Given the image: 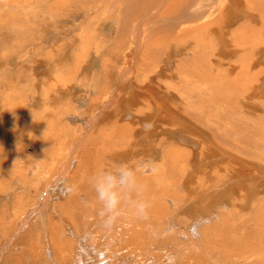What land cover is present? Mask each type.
<instances>
[{"label":"rangeland","instance_id":"1","mask_svg":"<svg viewBox=\"0 0 264 264\" xmlns=\"http://www.w3.org/2000/svg\"><path fill=\"white\" fill-rule=\"evenodd\" d=\"M175 2L0 0V264H264V173L241 160L264 163V51L182 37L213 17L179 21ZM248 12L232 44L262 24ZM122 164L136 183L106 224L92 178Z\"/></svg>","mask_w":264,"mask_h":264},{"label":"bare ground","instance_id":"2","mask_svg":"<svg viewBox=\"0 0 264 264\" xmlns=\"http://www.w3.org/2000/svg\"><path fill=\"white\" fill-rule=\"evenodd\" d=\"M205 1H207V0H189V2H187V3H182V1H179V0H176V2H175V4L170 8V12L172 13V14H174V15H177L178 14V12H179V15H178V17H179V21L180 20H183L184 22H185V20H188V21H193V19H192V16L190 17L189 16V14H186V15H183L182 13L184 12V11H189V10H193V12L195 13V15L193 16V18L195 17V20H197V18L199 17H202V16H204L205 18H206V21L210 18H208V16H206V15H208L209 13V15H211V19H212V17H213V19H212V21H210L209 23H208V21H207V24H204V19H203V24L205 25V26H202V25H200V24H198V26H197V24L194 26V27H191L192 25H190V27H191V29H189V28H187L186 26H184L183 25V27H181V26H178V31L177 32H179V34L180 35H182V37H185V36H187L188 35V32L189 31H193L191 34H190V36H195V35H197L198 33H202L204 30H206V29H209V28H212V29H214L215 28V30L216 29H218L219 30V32H220V36L219 37H217V36H214V37H217V38H210V40L212 41V43L213 44H216L217 42H219L220 44H219V47L217 48V50H219V52H222V53H230V54H232V52H231V50L233 51V50H235L236 48H237V50L236 51H239L240 53L242 52V53H247V52H249L250 51V54L252 53L253 54V52H255V51H252L253 49H255L256 48V50H259L260 52H263L264 51V15L262 16V14H261V12H259L258 11V9H257V7H256V9L255 10H252V11H250V12H248L249 10H245L242 6H240L241 4H239L238 3V1H236V2H233L232 0H230V2L232 1L233 3H232V5L234 6V8L236 9L237 8V13H234L233 11L234 10H226L225 8L227 7V2L225 3V1L226 0H218L219 1V3H218V5H217V1L215 0H208V3H206ZM228 1V0H227ZM72 2H74V1H72ZM144 2V1H143ZM150 3V2H149ZM154 3V2H153ZM145 4V3H144ZM156 4V3H155ZM154 4V5H155ZM229 4V3H228ZM148 5V4H147ZM151 5V4H150ZM158 5V4H157ZM215 5L217 6L216 8H215ZM231 4H229L228 6H230ZM145 7V5H142V7H140L139 8V10L141 9V12L144 10V9H142V8H144ZM159 6V5H158ZM152 7V6H151ZM239 7V8H238ZM147 8H149L150 9V7L148 6ZM233 8V9H234ZM145 9H146V7H145ZM227 11H225V10ZM138 11V10H137ZM149 11V10H148ZM225 11V12H224ZM138 12H140V11H138ZM140 12V13H141ZM145 12H146V10H145ZM218 12V14H217V17H215V16H213L214 15V13H217ZM246 12H248L249 13V19H247L246 21L251 25V24H256L257 22H261L262 24L260 25V26H258L256 29L254 28V26L253 25H251L252 26V33L249 35V36H247L246 34H244V35H242V31H240V33L239 34H241V35H238V37L236 38V41H235V43L234 44H232L231 43V37L230 36H227V31H226V29L224 28V26L226 25V24H228V22L230 21V20H234V17H235V19H236V15L237 14H245ZM135 13V12H134ZM143 13H144V11H143ZM193 13V14H194ZM138 14V13H137ZM136 13H135V15H137ZM145 14V13H144ZM141 14H139L138 16H140ZM147 15V14H146ZM222 15L223 16H225L222 20H221V23H220V27L218 28V23H219V18L221 19V17H222ZM143 15H141V17H142ZM234 16V17H233ZM197 17V18H196ZM227 17V19L225 20V18ZM233 17V18H232ZM137 18V17H136ZM208 18V19H207ZM176 19V18H175ZM195 20H194V22H195ZM202 20V19H201ZM175 21V20H174ZM173 21V22H174ZM187 22V21H186ZM197 22V21H196ZM247 22H245V23H247ZM192 24H193V22H191ZM169 25V24H168ZM173 25H174V23H173ZM187 25H189V24H187ZM200 25V26H199ZM176 26V25H175ZM173 27V26H172ZM171 27V28H172ZM177 27V26H176ZM256 27V26H255ZM141 30V29H140ZM175 32V27H173L171 30H170V33L168 34L167 33V35H172L173 33ZM225 32V33H224ZM138 33H140V32H138ZM175 34V33H174ZM136 35V34H135ZM153 35V34H152ZM170 35V36H171ZM177 35V34H176ZM175 35V36H176ZM217 35V34H216ZM165 36V35H164ZM170 36H168V37H170ZM174 36V35H173ZM200 36V35H199ZM202 37V36H201ZM142 38V37H141ZM145 38V37H144ZM190 38V37H189ZM192 38V37H191ZM203 38H204V36H203ZM207 38V37H206ZM169 39V38H168ZM173 39H175V38H173ZM178 39V38H177ZM185 39V38H184ZM137 40V39H136ZM186 40V39H185ZM188 40V39H187ZM207 40V39H206ZM189 41V40H188ZM195 41V40H194ZM200 41V40H199ZM149 42H152V41H149ZM203 42V41H202ZM202 42H198V41H196V43L198 44V43H202ZM153 43V42H152ZM164 43V42H163ZM174 43V42H173ZM181 43V42H180ZM192 43V42H191ZM195 43V44H196ZM230 43V44H229ZM141 44V43H140ZM160 44H161V42H160ZM183 44V43H182ZM193 44V43H192ZM194 44V45H195ZM206 44V43H205ZM211 44V43H210ZM210 44H209V47H210ZM213 44H211V45H213ZM252 44H254V46L251 48V46H252ZM150 45H151V43H150ZM187 45V44H186ZM201 45V44H200ZM217 45H218V43H217ZM227 45H230L231 47L230 48H228L227 47ZM258 45V46H257ZM165 46V45H164ZM169 46H171V45H169ZM176 46H177V44H176ZM190 46H191V44H190ZM196 46V45H195ZM203 46V45H202ZM206 46V45H205ZM157 47H160V46H158L157 45ZM173 47V46H172ZM199 47H201V46H199ZM207 47V46H206ZM227 47V48H226ZM147 48H150V47H147ZM155 48V47H154ZM175 48V47H174ZM177 48V47H176ZM192 49H197V48H193V47H191ZM170 49H172V48H170ZM186 49H188V48H186ZM200 49V48H199ZM199 49H197V50H199ZM216 49V48H215ZM159 50L161 51V49L159 48ZM203 50V49H202ZM213 50V49H212ZM169 51V50H168ZM205 51V50H204ZM171 52V51H170ZM200 52H201V50H200ZM199 52V53H200ZM213 52V51H212ZM239 52H237L238 54H239ZM133 53V52H132ZM216 53V52H215ZM258 53V52H257ZM197 54V53H196ZM195 54V57L196 56H198V55H196ZM207 54V53H206ZM213 54V53H212ZM255 54H256V52H255ZM209 55V54H208ZM207 55V56H208ZM228 55V54H227ZM214 56V55H213ZM216 56V55H215ZM236 56V55H235ZM248 56V55H247ZM257 56V55H256ZM258 56H261V55H258ZM199 57V56H198ZM200 58V57H199ZM202 58H203V56H202ZM209 58V60H210V57H208ZM198 59V58H197ZM212 59V58H211ZM240 59V58H239ZM241 59H244V58H242L241 57ZM98 60V59H97ZM201 60V59H200ZM200 60L199 61H197V62H200ZM225 60V59H224ZM193 61H194V59H193ZM244 61V60H243ZM242 62V61H241ZM244 62H246V61H244ZM201 63H202V61H201ZM239 63V62H238ZM193 64H194V62H193ZM197 63L195 62V65H196ZM200 64V63H199ZM239 65V64H238ZM241 65V64H240ZM244 65V64H243ZM198 66L199 65H197L196 66V68H198ZM233 66V65H232ZM236 66V65H235ZM245 66V68H246V65H244ZM238 67V66H237ZM248 67V66H247ZM193 68L195 69V67H194V65H193ZM201 68V67H200ZM233 68H234V66H233ZM240 68V67H239ZM232 69V68H231ZM236 69V68H235ZM235 69H234V71H235ZM192 70V69H191ZM198 70V69H197ZM200 70V69H199ZM222 70V69H221ZM229 70V69H228ZM134 71H136V70H134ZM193 71V70H192ZM230 71V70H229ZM233 71V70H232ZM166 72V71H165ZM191 72V71H190ZM199 72V71H198ZM221 72V71H220ZM222 72H224V70L222 71ZM242 72V71H241ZM195 73V72H194ZM243 73V72H242ZM196 74V73H195ZM200 74H202V73H200ZM223 74V73H222ZM227 74V73H226ZM231 74H233V73H231ZM235 74V73H234ZM199 75V74H198ZM204 75V74H203ZM244 75V74H243ZM173 76V75H172ZM207 76V75H206ZM222 76V75H221ZM223 76H225V74L223 75ZM237 76H238V79L237 80H239L240 78H239V76H241V74L240 75H238L237 74ZM245 76V75H244ZM171 77V76H170ZM200 77V76H199ZM232 77V76H231ZM242 77V76H241ZM218 79H219V75H218V77H217ZM226 78H228V77H226ZM234 78V77H233ZM236 78V77H235ZM245 78V77H244ZM198 79V78H197ZM211 79V78H210ZM232 79V78H231ZM146 80V79H145ZM196 80V79H195ZM224 81H226V80H223V82ZM247 81V80H246ZM199 82V81H198ZM220 82H221V80H220ZM222 82V83H223ZM248 82V81H247ZM132 83V82H131ZM219 83V82H218ZM233 83H235V81L233 82ZM232 83V84H233ZM249 83V82H248ZM247 83V84H248ZM215 84H217V83H215ZM241 84V83H240ZM250 84H252V83H250ZM170 85H171V82H170ZM242 85H244V83H242ZM187 86V85H186ZM235 87H237V86H235ZM243 87H245V86H243ZM238 88V87H237ZM229 89V88H228ZM230 89H231V87H230ZM233 89V88H232ZM239 89V88H238ZM219 91V90H218ZM220 91H222L221 89H220ZM223 91H225V90H223ZM225 92H227V91H225ZM226 94V93H225ZM229 94V93H228ZM221 95V94H220ZM219 95V96H220ZM224 95V94H223ZM227 95V94H226ZM182 96V95H181ZM222 96V95H221ZM220 96V97H221ZM229 96V95H228ZM223 97V96H222ZM224 98V97H223ZM229 98H230V96H229ZM228 98V99H229ZM225 99V98H224ZM223 99V100H224ZM228 99H226V100H228ZM135 100H136V98H135ZM230 100H232L231 98H230ZM237 100V99H236ZM220 101V100H219ZM218 101V102H219ZM228 102H230V101H228ZM230 104H231V102H230ZM227 105V104H226ZM236 106V105H235ZM225 107V106H224ZM227 107V106H226ZM225 107V108H226ZM231 107V106H230ZM166 110V109H165ZM226 110H228V109H226ZM231 110H232V108H231ZM169 111V110H168ZM171 111V110H170ZM220 111H221V109H220ZM223 112V111H222ZM236 112V111H235ZM234 111H233V113H235ZM221 113V112H220ZM227 113V112H226ZM236 114V113H235ZM263 115V114H262ZM225 116V115H224ZM229 116V115H228ZM182 118V117H181ZM184 118V117H183ZM245 118V117H244ZM212 119V118H211ZM218 119V118H217ZM201 120V119H200ZM179 122V121H178ZM177 122V123H178ZM188 122V121H187ZM202 122V121H201ZM194 123V122H193ZM188 124V123H187ZM196 124V123H195ZM203 124V123H202ZM182 126L183 125H185V127H187V125L186 124H181ZM195 126H197V125H195ZM221 126V125H220ZM189 127V126H188ZM222 127V126H221ZM215 128H217L218 129V127H217V125H216V127ZM223 128V127H222ZM188 129V128H187ZM190 129H192V127L190 128ZM189 129V130H190ZM212 129H214V128H212ZM185 130V129H184ZM195 130H196V128H195ZM195 130H193V131H195ZM202 130V129H201ZM222 130V129H221ZM192 132V131H191ZM195 133V132H194ZM197 133V132H196ZM195 133V134H196ZM206 133V132H205ZM206 135V134H205ZM209 135V134H208ZM206 137V136H205ZM209 138V137H208ZM209 140V139H208ZM155 145V144H154ZM221 151H222V149H220ZM241 160H242V165H246V167H248V166H251V167H257L258 168V170L257 169H254V170H252L251 172H250V174L251 175H254V174H256V170H257V172H261V174L262 173H264V163L263 164H260V163H258V162H253V161H251V160H249V159H247V158H245V157H241ZM243 167V166H242ZM245 168V167H244ZM240 169V168H239ZM253 171H254V174H253ZM245 172V171H244ZM249 172H247V174H248ZM263 175V178H261V180L263 179L264 180V174H262ZM240 186V185H239ZM258 186H260V182L259 181H257V183H256V188L258 187ZM216 187H214V189H215ZM215 190H217V189H215ZM211 191V190H210ZM207 191H205V193H206ZM225 192V191H224ZM207 194V193H206ZM224 194V193H223ZM211 195V194H210ZM226 197V196H225ZM224 197V198H225ZM203 198V197H202ZM88 203V202H87ZM204 207V206H203ZM97 207H94V209H96ZM183 208V207H182ZM100 209V208H99ZM130 213V212H129ZM194 213V212H193ZM264 213V212H263ZM126 216V215H125ZM119 221V220H118ZM260 224H264V223H260ZM239 228V227H238ZM261 228H262V226H261ZM121 229H122V227H121ZM124 229H125V227H124ZM123 232H124V230H122ZM117 233H118V231H116ZM119 232H121V231H119ZM126 232V231H125ZM115 233V232H114ZM113 233V234H114ZM133 233V232H132ZM112 234V235H113ZM116 234V233H115ZM120 234V233H119ZM264 234V233H263ZM125 234L124 233H122V235L120 236L121 237V241H122V236H124ZM115 236V235H114ZM120 237H117V239L119 238L120 239ZM126 237V236H125ZM124 237V238H125ZM115 238V237H114ZM127 238V237H126ZM106 240V239H105ZM114 240V239H113ZM264 241V240H263ZM114 242V241H113ZM125 242H127V240L125 241L124 240V242L122 243V244H124ZM110 244V243H109ZM119 245V244H118ZM110 246V245H109ZM120 246V245H119ZM122 246V245H121ZM123 246H125V245H123ZM127 246V245H126ZM129 246V245H128ZM260 246H262V245H260ZM85 248V247H84ZM119 248V247H118ZM126 248V247H125ZM114 249V248H113ZM129 249V248H128ZM130 250V249H129ZM255 250V249H254ZM85 251V250H84ZM117 252H119V251H117ZM83 253V252H82ZM132 254V253H131ZM118 255H119V253H118ZM132 257V256H131ZM84 258V257H83ZM118 260V259H117ZM252 264V263H251Z\"/></svg>","mask_w":264,"mask_h":264},{"label":"clouds","instance_id":"3","mask_svg":"<svg viewBox=\"0 0 264 264\" xmlns=\"http://www.w3.org/2000/svg\"><path fill=\"white\" fill-rule=\"evenodd\" d=\"M129 181L136 183L135 171L124 164L115 169H103L93 176L92 186L96 192V199L101 205L99 215L106 224H111L121 214L122 201L117 189ZM139 192L137 195H139ZM126 204L138 213L146 207L145 203L139 199L131 200L129 198Z\"/></svg>","mask_w":264,"mask_h":264}]
</instances>
